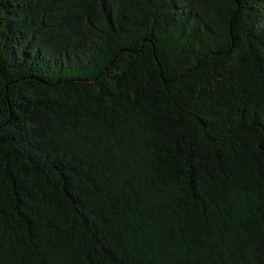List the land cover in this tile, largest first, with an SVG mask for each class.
Here are the masks:
<instances>
[{
	"label": "trees",
	"instance_id": "obj_1",
	"mask_svg": "<svg viewBox=\"0 0 264 264\" xmlns=\"http://www.w3.org/2000/svg\"><path fill=\"white\" fill-rule=\"evenodd\" d=\"M0 264H264V0H0Z\"/></svg>",
	"mask_w": 264,
	"mask_h": 264
}]
</instances>
